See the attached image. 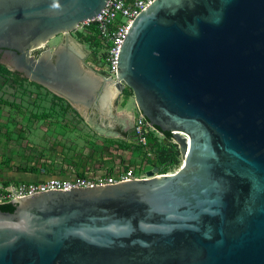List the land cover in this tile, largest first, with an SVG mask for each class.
<instances>
[{
	"label": "water",
	"instance_id": "water-1",
	"mask_svg": "<svg viewBox=\"0 0 264 264\" xmlns=\"http://www.w3.org/2000/svg\"><path fill=\"white\" fill-rule=\"evenodd\" d=\"M107 1L0 0V48L88 111L106 113L104 82L131 89L184 164L0 203L17 205L0 211V264H264V0H156L124 38L117 80L86 71L70 42L32 55Z\"/></svg>",
	"mask_w": 264,
	"mask_h": 264
},
{
	"label": "rangeland",
	"instance_id": "rangeland-1",
	"mask_svg": "<svg viewBox=\"0 0 264 264\" xmlns=\"http://www.w3.org/2000/svg\"><path fill=\"white\" fill-rule=\"evenodd\" d=\"M65 42L78 46L83 54L84 69L101 80L102 76L92 62V42L78 29L60 33L44 47L33 51L32 55L38 58L46 50L53 51ZM7 65L0 61V184L9 180L12 172H19L23 168L34 171L29 167L43 155L49 154L52 163L68 157L78 158L79 165L85 163L93 169L97 166L103 170L131 167L139 173L150 169L138 148L126 142L128 128L133 124L130 112L136 114L138 109L131 89H126V96L121 98L119 105L116 102L120 97L111 96L106 113L97 114L74 106L43 86L20 76V72ZM112 91L117 92L114 87ZM102 128H105V136L114 139L99 136L97 131L101 132ZM51 140L56 146L64 148V152L58 155L49 149ZM95 161L102 164L96 165ZM64 164L63 160L59 168L64 169ZM24 176L29 178L32 175L25 173Z\"/></svg>",
	"mask_w": 264,
	"mask_h": 264
},
{
	"label": "built area",
	"instance_id": "built-area-1",
	"mask_svg": "<svg viewBox=\"0 0 264 264\" xmlns=\"http://www.w3.org/2000/svg\"><path fill=\"white\" fill-rule=\"evenodd\" d=\"M156 0H108L106 8L101 14L91 20L84 21L79 25L78 31L86 37L93 38L92 52L94 56L101 60L100 73L106 78L117 80V59L124 41V38L137 16L148 8ZM124 91L117 97V104H120ZM103 132V131H102ZM102 132L97 131L99 136L108 138ZM129 140L126 141L135 145L142 155L146 158L147 166L150 169L135 171L131 167L122 169H95L87 166L85 163L79 165L78 158L63 157L62 160L51 162V154L43 155L33 164L44 179L36 182L12 183L15 180H7L0 184V203H9L15 199H23L40 193L49 191H70L74 189L91 188L109 184H118L132 180H141L148 178V172L154 171V176H164L176 172L184 164L181 146L177 139L172 137L170 141L165 135L153 128L137 109L134 118V125L130 131H127ZM116 140V139H115ZM49 149L60 155L64 148L56 146L54 140H51ZM124 142V141H123ZM164 145L166 149L175 152L178 155L180 164L158 166L161 152L160 146ZM87 146V145H86ZM39 154V153H37ZM88 154L85 156L87 157ZM84 158V157H82ZM81 159V158H80ZM65 161V168H59ZM83 161V160H81ZM181 161L183 164L181 165ZM96 165L102 162H96ZM85 167V168H84ZM179 168V169H180ZM100 169V170H99ZM178 169V170H179ZM156 170V171H155ZM8 185L4 183L8 182Z\"/></svg>",
	"mask_w": 264,
	"mask_h": 264
},
{
	"label": "trees",
	"instance_id": "trees-1",
	"mask_svg": "<svg viewBox=\"0 0 264 264\" xmlns=\"http://www.w3.org/2000/svg\"><path fill=\"white\" fill-rule=\"evenodd\" d=\"M88 38L93 43V38L92 37H88ZM126 89L124 90V95H125ZM166 135L170 136V133L166 132ZM160 152H161V155H160L159 161L157 162L158 166L167 165L170 163L172 165L177 164V166L180 164V160H178V155L175 152H171L169 149H166L163 144L160 146ZM29 168L33 169L34 171L24 170L26 168L20 169L18 171H19V173H37L38 172V170L35 166L29 167ZM8 184H9V182L4 183V185H8ZM16 206H17L16 204L1 205L0 211L13 213L16 209Z\"/></svg>",
	"mask_w": 264,
	"mask_h": 264
},
{
	"label": "crops",
	"instance_id": "crops-1",
	"mask_svg": "<svg viewBox=\"0 0 264 264\" xmlns=\"http://www.w3.org/2000/svg\"><path fill=\"white\" fill-rule=\"evenodd\" d=\"M124 111V110H123ZM135 113L130 112V119L133 121V124L129 126L128 131H130L134 125V118H135ZM129 124V123H128ZM104 127V126H103ZM105 128L101 130L104 131ZM103 133V132H102ZM128 134V132H127ZM127 139L129 140V138L127 137ZM25 173H19V172H12L9 174V180H15V181H23V182H36L39 180L44 179V176L41 174V172H37V173H26L29 175H32L31 177L27 178L24 176Z\"/></svg>",
	"mask_w": 264,
	"mask_h": 264
},
{
	"label": "flooded vegetation",
	"instance_id": "flooded-vegetation-1",
	"mask_svg": "<svg viewBox=\"0 0 264 264\" xmlns=\"http://www.w3.org/2000/svg\"><path fill=\"white\" fill-rule=\"evenodd\" d=\"M92 52V51H91ZM91 56L93 58L92 62L96 67L97 71L100 73V70H101V60L96 58L93 54V52L91 53ZM0 61L5 63L6 65H10V55H9V50L6 49V48H0ZM7 65V66H8ZM11 66V65H10ZM20 76L24 77V75L22 73H19ZM101 76L103 77V75L101 74ZM104 85H107V86H110L109 83L107 82H104ZM117 103V102H116ZM91 111L95 112V113H99L98 109L97 108H93ZM98 116V115H97Z\"/></svg>",
	"mask_w": 264,
	"mask_h": 264
},
{
	"label": "bare ground",
	"instance_id": "bare-ground-1",
	"mask_svg": "<svg viewBox=\"0 0 264 264\" xmlns=\"http://www.w3.org/2000/svg\"><path fill=\"white\" fill-rule=\"evenodd\" d=\"M112 88H113V86H111V89H110V91H111V96H115L116 93H115L114 91H112Z\"/></svg>",
	"mask_w": 264,
	"mask_h": 264
}]
</instances>
